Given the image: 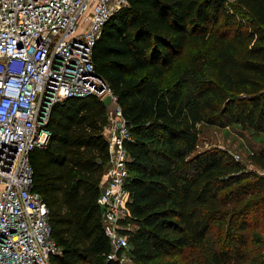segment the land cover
<instances>
[{"label":"trees","instance_id":"16d2710c","mask_svg":"<svg viewBox=\"0 0 264 264\" xmlns=\"http://www.w3.org/2000/svg\"><path fill=\"white\" fill-rule=\"evenodd\" d=\"M190 45L193 84L172 77ZM92 62L131 135L129 260L196 264L184 253L201 248L216 221L227 224L229 243L209 264L241 256L249 215L264 211V175L244 173L218 148L194 152L202 124L230 120L263 131L256 123L264 118V0H128L104 24ZM107 122L97 97L63 99L49 113L46 144L29 153L33 191L59 248L51 264H119L108 259L98 204ZM250 160L264 170V150Z\"/></svg>","mask_w":264,"mask_h":264},{"label":"built area","instance_id":"2783aa9c","mask_svg":"<svg viewBox=\"0 0 264 264\" xmlns=\"http://www.w3.org/2000/svg\"><path fill=\"white\" fill-rule=\"evenodd\" d=\"M128 0H0V264H51L59 253L48 209L33 191L29 153L44 146L52 106L69 97L109 96L116 105L102 134L109 163L98 204L108 259L126 264L131 141L116 97L92 52L106 21ZM90 14H86L87 11Z\"/></svg>","mask_w":264,"mask_h":264},{"label":"rangeland","instance_id":"374dc122","mask_svg":"<svg viewBox=\"0 0 264 264\" xmlns=\"http://www.w3.org/2000/svg\"><path fill=\"white\" fill-rule=\"evenodd\" d=\"M91 11H87V15ZM196 47L190 45L186 48L183 56L176 62L172 77L173 79L187 78L190 84L195 83L191 78V70L195 67L197 60L193 59ZM189 89L185 90L188 96ZM225 125L212 126L202 124L199 126V141L194 154L206 149L218 148L231 155L234 161L244 166L243 172H253L264 175V170L250 160V156L258 154L264 150V118L260 119L256 125L263 131L252 130L249 126L238 123L224 122ZM250 227L245 232L248 244L243 248L241 256H234L229 262L223 264H264V211L253 212L249 215ZM229 230L225 222H214L212 230L201 248L186 251L185 258L192 259L196 264H209V257L214 252H219L222 245L229 243ZM179 260L182 257L178 258ZM126 264H133L128 260Z\"/></svg>","mask_w":264,"mask_h":264},{"label":"water","instance_id":"95a60500","mask_svg":"<svg viewBox=\"0 0 264 264\" xmlns=\"http://www.w3.org/2000/svg\"><path fill=\"white\" fill-rule=\"evenodd\" d=\"M102 103L106 107L108 113L114 112L116 110V105H115V103H113V101L111 100V98L109 96H106L102 100Z\"/></svg>","mask_w":264,"mask_h":264}]
</instances>
